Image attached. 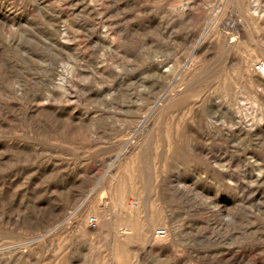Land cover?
<instances>
[{
  "label": "rangeland",
  "instance_id": "rangeland-1",
  "mask_svg": "<svg viewBox=\"0 0 264 264\" xmlns=\"http://www.w3.org/2000/svg\"><path fill=\"white\" fill-rule=\"evenodd\" d=\"M261 61L264 0H0V264H264Z\"/></svg>",
  "mask_w": 264,
  "mask_h": 264
},
{
  "label": "built area",
  "instance_id": "built-area-1",
  "mask_svg": "<svg viewBox=\"0 0 264 264\" xmlns=\"http://www.w3.org/2000/svg\"><path fill=\"white\" fill-rule=\"evenodd\" d=\"M255 72L260 78L264 79V62L261 61L255 65ZM88 226L96 229L98 227V219L95 217L89 218ZM166 236L167 234L164 229H159L154 232V238L157 240H163Z\"/></svg>",
  "mask_w": 264,
  "mask_h": 264
},
{
  "label": "bare ground",
  "instance_id": "bare-ground-1",
  "mask_svg": "<svg viewBox=\"0 0 264 264\" xmlns=\"http://www.w3.org/2000/svg\"><path fill=\"white\" fill-rule=\"evenodd\" d=\"M243 61H244V60H243ZM243 61H242V62H243ZM245 61H246V60H245ZM244 65H245V64H244ZM245 66L248 67L247 64H246ZM249 68H250V67H249ZM249 68H247V70L250 71L251 68H250V69H249ZM253 70H254V69H253ZM254 73L256 74L255 70H254ZM164 74H165V73H164ZM148 225H149V224H148ZM153 225H154V223H153ZM153 225L150 226V229H153ZM155 226H156V225H155ZM148 228H149V226H148ZM127 229H128V228H127ZM127 229H126V231H127ZM129 230H130V228H129ZM124 231H125V230H124ZM148 231H150V230H148ZM151 231H152V230H151ZM129 232H130V231H129ZM150 233H151V232H150ZM128 234H129V233H127V232L123 233L124 236H126V235H128ZM148 234H149V232H148ZM145 235H146V233H145ZM145 237H146V236H145ZM147 240H148V239H147ZM159 242H160V241H159ZM147 245H148V244H147ZM150 253H151V252H150ZM164 254H165V253H164ZM117 256H118V255H117ZM137 259H138V258H137Z\"/></svg>",
  "mask_w": 264,
  "mask_h": 264
}]
</instances>
